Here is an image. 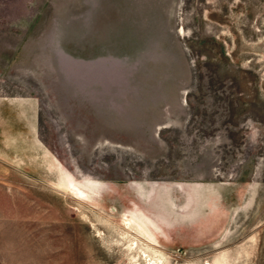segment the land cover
Segmentation results:
<instances>
[{"label":"rangeland","instance_id":"rangeland-1","mask_svg":"<svg viewBox=\"0 0 264 264\" xmlns=\"http://www.w3.org/2000/svg\"><path fill=\"white\" fill-rule=\"evenodd\" d=\"M0 108V264H264V0H0Z\"/></svg>","mask_w":264,"mask_h":264},{"label":"crops","instance_id":"crops-1","mask_svg":"<svg viewBox=\"0 0 264 264\" xmlns=\"http://www.w3.org/2000/svg\"><path fill=\"white\" fill-rule=\"evenodd\" d=\"M0 109L2 110V108H0ZM1 110H0V111H1ZM14 131H15V130H14ZM8 132H9V135H10V136H16V137H17L16 132H13L12 130H9ZM13 133H14V134H13ZM18 136H19V135H18Z\"/></svg>","mask_w":264,"mask_h":264},{"label":"bare ground","instance_id":"bare-ground-1","mask_svg":"<svg viewBox=\"0 0 264 264\" xmlns=\"http://www.w3.org/2000/svg\"><path fill=\"white\" fill-rule=\"evenodd\" d=\"M74 187H75V186H74ZM74 187H73V188H74ZM75 188H76V187H75ZM75 190H76V189H75ZM75 190H74V191H75ZM76 191H77V190H76ZM82 195H83V194H82Z\"/></svg>","mask_w":264,"mask_h":264}]
</instances>
